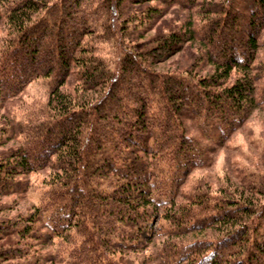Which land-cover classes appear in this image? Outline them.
Listing matches in <instances>:
<instances>
[{
  "label": "trees",
  "instance_id": "trees-1",
  "mask_svg": "<svg viewBox=\"0 0 264 264\" xmlns=\"http://www.w3.org/2000/svg\"><path fill=\"white\" fill-rule=\"evenodd\" d=\"M39 1H12L7 18L14 30L0 45V106L32 80L46 78L47 116L21 126L22 144L0 156V195L26 191L19 176L49 165L58 172L57 188L46 191L31 213L0 220V235L16 239L6 237L0 264H41L37 260L42 253L32 250L29 242L49 243L74 225L82 232L96 231L98 245L104 248L75 264H86L87 257L94 258L89 264H119L106 257L107 248L135 245L133 239L145 236L158 209L175 202L187 175L209 163L213 145L223 144L253 107H264V85L258 84L264 66L254 64L264 45L259 39L264 0L205 5L203 0H129L139 6L141 13H135L140 17L133 13L124 19L125 33L113 41L119 45L127 37L131 45L111 46L117 57L111 64L98 47L120 33L117 11L121 5L128 9L125 0L96 5L54 0L32 19ZM165 3H177L201 20H188L183 31L163 32L137 52L136 40L143 30L153 28L162 15L159 5ZM193 40L201 42V54L213 63L211 73L194 78L187 71L159 73L149 67ZM72 72L78 81L72 91L81 90L75 96L60 89ZM96 88L102 89L91 100L86 92ZM2 117L0 143L11 131ZM186 119L195 121L198 134L189 133ZM249 182L245 190L264 195V177ZM242 193L235 199L202 193L199 200L195 192L190 199L199 212L189 214L187 207L183 217L165 213L162 217L179 223L177 228L217 223L216 231L221 232L211 245L207 240L179 247L173 243L169 247L178 256L167 254L170 263L264 264V203Z\"/></svg>",
  "mask_w": 264,
  "mask_h": 264
},
{
  "label": "rangeland",
  "instance_id": "rangeland-1",
  "mask_svg": "<svg viewBox=\"0 0 264 264\" xmlns=\"http://www.w3.org/2000/svg\"><path fill=\"white\" fill-rule=\"evenodd\" d=\"M12 1L0 0V45L2 40L8 39L14 30L13 24L7 18L9 10L13 5ZM52 1L54 0H40L39 2L41 3L37 5V10L32 14V19L45 12V5ZM88 1H93L95 5L100 1L104 2V0ZM228 1L231 0H203L202 4H218L219 2L227 4ZM125 2L124 5H127L126 8L128 9L123 8L121 5L117 11L119 17H117L118 20L116 23L121 27L120 33L117 32L116 35L112 34L109 41L101 42L98 47V52L106 57L110 64L117 60L116 54L113 53L114 50L111 46L116 49L119 47L120 49V47L129 48L131 45L127 37L123 38L122 43L119 45L113 41V37H121L120 34L125 33L124 30L127 25V22L124 21L125 18L133 16V13L137 10V12L141 13L139 6H134L129 0H125ZM113 4L110 3L111 10ZM159 6L163 10L162 15L156 19V24L153 28L143 30V37L136 40L138 42L136 44L137 46L135 45L137 52L141 48L143 49L144 46L149 45L147 42L161 33L177 29L183 31L186 28L185 24L188 20H191L195 24L201 20V16H197L195 12L187 10L177 3L170 5L165 3ZM136 13L135 15H139L137 17H140V14ZM259 39H264V31ZM201 47V42L196 40L184 42L178 50H175L165 59L149 63V67L159 73H186L187 71L194 78H197L195 77L196 74L199 76L209 74L213 71L214 65L206 60L204 54H201L203 52ZM254 64L256 66L257 64H263L264 66V45L258 49ZM193 65L197 66L196 70L192 67ZM189 72H192V74ZM49 81L46 78L34 79L18 94L10 98H4L3 104L0 106V121H2L3 115L11 128V131L8 133L12 135L4 134L5 139L0 143V156L7 150L14 149L22 144L24 134L23 132H19L22 129L21 126H26L28 123L32 124L38 117L41 119L47 116L45 110L47 109L46 101L48 98ZM77 83L78 81L72 72V75L67 77L60 89L71 92L73 96L78 95L81 93L79 88L72 91V89L78 86ZM258 84L260 86L264 85V77L259 80ZM101 89L96 88L95 90L87 91V97L91 98V100L96 99ZM184 123L190 134H198L193 119H186ZM13 131H16V133ZM208 154L210 156L209 163L204 167L194 168L187 175L178 189L175 202L158 209L159 213L146 225L147 232L145 236L138 237L139 239H133L135 245H131L135 247L130 245L127 248H107L108 252H110H106L105 255L107 258L119 264H171L167 254H170L171 258L178 256L177 251L172 249L173 247H169L173 243L179 247L192 242L207 240L211 245L212 242H215L221 236V232L216 231L217 223L201 227L193 226L185 230L183 228H177L179 223L175 224L171 219L168 220L162 217L168 212H177V215L181 214L184 208L187 207L189 210L187 209L186 211L189 214L196 212L199 205L192 202V198L190 199L195 192H199L197 194L199 200L202 199V193L215 198L226 195L235 199L240 192H243L242 194L244 196L248 195L253 196L252 199L256 198L254 202L257 204L264 203V195L249 192L244 187L247 182H254L258 178L264 177L263 106L253 107L245 121L240 124L224 143L221 145L214 144ZM56 173H58L56 172V168L49 165L25 175L21 174L19 177L24 179L28 188L22 193L15 192L0 195V220L13 221L20 216L31 213L35 206L40 205L46 191L52 192L57 188V183L55 182ZM185 214L182 213V217ZM95 232L90 229L82 232L79 226L74 225L69 233L63 235L64 237H54L51 242L40 246H38L35 240H31L29 243L32 244V250L39 249L42 253V259L37 260L41 264H75V261L81 260V258H84V255L97 253L99 249L103 248L101 243V246L98 245L96 240L97 233ZM6 237L10 241H16L14 237L0 235V248L8 244L6 243ZM25 260V258H22V261ZM92 261H94L92 257L84 259L86 264ZM6 263L7 261L2 262V264ZM9 263L14 262L11 260ZM26 263L33 264L29 261H26Z\"/></svg>",
  "mask_w": 264,
  "mask_h": 264
}]
</instances>
